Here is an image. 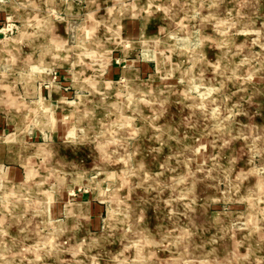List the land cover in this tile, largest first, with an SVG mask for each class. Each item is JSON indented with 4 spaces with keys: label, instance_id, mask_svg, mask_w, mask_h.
Instances as JSON below:
<instances>
[{
    "label": "rangeland",
    "instance_id": "rangeland-1",
    "mask_svg": "<svg viewBox=\"0 0 264 264\" xmlns=\"http://www.w3.org/2000/svg\"><path fill=\"white\" fill-rule=\"evenodd\" d=\"M0 264H264V0H0Z\"/></svg>",
    "mask_w": 264,
    "mask_h": 264
},
{
    "label": "bare ground",
    "instance_id": "bare-ground-1",
    "mask_svg": "<svg viewBox=\"0 0 264 264\" xmlns=\"http://www.w3.org/2000/svg\"><path fill=\"white\" fill-rule=\"evenodd\" d=\"M227 56V55H226ZM215 71V70H214ZM232 72V71H231ZM260 120V119H259ZM8 197V196H7ZM71 209L76 210V207H71ZM69 212V211H68ZM67 224V223H66ZM68 225V224H67ZM66 229V228H65ZM261 235V234H260ZM28 247V246H27ZM81 247V246H80Z\"/></svg>",
    "mask_w": 264,
    "mask_h": 264
}]
</instances>
